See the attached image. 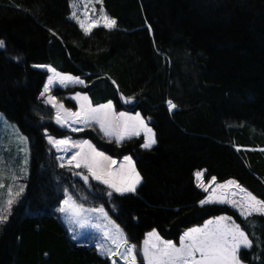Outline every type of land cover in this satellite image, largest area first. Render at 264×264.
I'll use <instances>...</instances> for the list:
<instances>
[{
    "label": "trees",
    "instance_id": "16d2710c",
    "mask_svg": "<svg viewBox=\"0 0 264 264\" xmlns=\"http://www.w3.org/2000/svg\"><path fill=\"white\" fill-rule=\"evenodd\" d=\"M71 1L0 0V114L30 150L24 192L0 225V264H110L74 241L56 213L65 189L76 193L78 185L86 204L102 206L137 248L153 230L178 242L225 215L253 241L242 264H264V217L200 206L205 193L194 179L204 171L205 180H235L264 199V0H101L117 27L88 36L71 19ZM33 65L84 81L54 91L67 108L75 105L62 93L86 95L93 106L111 101L116 111L139 113L156 144H117L97 128L59 131L38 112L47 74ZM169 100L177 105L171 112ZM45 131L87 140L112 158L131 156L142 177L135 194L109 197L100 184L78 181L58 164Z\"/></svg>",
    "mask_w": 264,
    "mask_h": 264
},
{
    "label": "snow or ice",
    "instance_id": "6c2138e0",
    "mask_svg": "<svg viewBox=\"0 0 264 264\" xmlns=\"http://www.w3.org/2000/svg\"><path fill=\"white\" fill-rule=\"evenodd\" d=\"M80 0L74 3L72 7V19L76 20L85 36L92 33L93 29L103 27L107 30H113L117 27V21L105 14L103 7H100L99 19L89 16L87 11L80 19L75 10ZM87 3H101V0H83ZM151 30V29H150ZM56 33H53L55 35ZM6 47L5 41L0 40V49ZM33 67L47 68L51 73L48 76L47 83L44 85L41 96L49 93L54 84L66 87L69 83L84 84L79 77L70 74H64L57 71L54 67L48 65H33ZM79 104L77 111H71L59 104L56 97L48 95L45 103L55 109V123L61 127L67 126L73 132L82 131L81 127L75 125H99L100 131L109 138L114 137L119 144L126 137L139 136L144 133V142L141 145L144 149H151L156 144V136L153 129L148 127L145 121L137 113L130 116L125 112L118 115L113 111V104L109 101L107 104L93 106L88 96L76 94ZM125 103H129L131 98H124ZM177 107L171 100L168 101V109L171 112ZM15 131V130H14ZM19 144L26 145V137L16 132ZM48 143L56 149L57 152H70L73 148L78 149L68 160L72 167L83 168L87 170V175L79 172H73V175H79L87 184L89 177L105 185L110 191L107 195L111 197L113 193L121 196L126 193H135L137 186L141 183L142 177L137 172L132 157L125 156L123 163L119 168H113L118 162L98 151L89 141H73L70 138L56 139L48 137ZM18 151H24L23 147H18ZM239 150V149H237ZM264 151V149H260ZM65 157L57 156L60 161V167L64 168ZM27 160H24V164ZM10 171L8 162L0 157V189L5 188L4 179L7 172ZM197 187L208 193L211 185L216 184V178L213 177L209 184L205 185L201 181L202 172H196ZM12 180L17 178L14 174ZM230 189H235L231 190ZM24 188L20 186L19 191L13 192L12 186H8V199L0 203V225L8 222L9 216L13 212V206L19 201ZM203 207L206 205L230 204L239 211L241 217L248 218L256 215L264 217V199L257 198L251 191L242 187L235 180H228L226 183L218 184L212 188L209 195L199 201ZM58 211L68 218L69 223L77 225L79 228L92 226L96 228L102 236L104 243H98L96 250L112 258L119 256L124 264H137L138 250L137 246L130 244L125 233L118 225L113 224L103 207L85 209L82 204L77 203L68 190L65 189V198L61 201ZM89 213L97 214L102 219L92 220ZM107 221V224L104 223ZM228 222V223H225ZM108 225H112L109 229ZM255 223L252 227L255 228ZM142 249L144 264H242V250L253 248L254 244L246 230L240 224L232 220L230 216H219L215 219L206 221L203 227L191 228L180 237L179 246H176L171 240H163L158 233L153 230L147 234ZM259 246V245H257ZM116 264V261H113Z\"/></svg>",
    "mask_w": 264,
    "mask_h": 264
},
{
    "label": "rangeland",
    "instance_id": "374dc122",
    "mask_svg": "<svg viewBox=\"0 0 264 264\" xmlns=\"http://www.w3.org/2000/svg\"><path fill=\"white\" fill-rule=\"evenodd\" d=\"M74 3H77V0H72L71 1V17H72V13L74 11V8L72 7V5ZM100 7H102L101 3H98V4H95V3H85L83 2V0H80V2L78 3V7L75 9L77 11V15L80 19H84V16L82 15V13L84 11H87L89 16L92 17V18H95V19H99V16H100V12H99V9ZM106 14V13H105ZM72 19V18H71ZM73 21L76 22V20L72 19ZM77 23V22H76ZM79 26V25H78ZM80 27V26H79ZM102 27V26H101ZM41 71H44L46 72L47 74V77H46V80H45V83L44 85L47 83V79H48V76L51 75V73H49L47 71V68H40V67H35ZM77 85H81L79 83H69L66 87H62L60 86L58 83L57 84H54L50 90L49 93L45 94L44 96H41V93L43 91V88H42V91L39 95V103H40V108L38 110L39 114H41L42 116L48 118V120H51L52 124L54 126H56L58 128L59 131H64L66 133H69V134H74V133H78V132H73L71 131L70 128H68L67 126L65 127H61L60 125L56 124L55 123V120H54V115H55V109H53L50 105H47L45 103V100L47 98L48 95H53L56 97L57 101H58V96H56L54 94V91H60V92H63L65 90H68L74 86H77ZM78 93V92H77ZM77 93H74V94H64L62 93L61 96L63 97V99H67L69 100L70 102H72L74 105H75V109H69L67 108L66 106H64L65 108H67L68 110H71V111H77L79 109V104L77 102L76 99H73V97L76 96ZM60 94V93H59ZM81 96H84L83 94L79 93ZM59 104H62L61 102L58 101ZM107 104V103H105ZM64 105V104H63ZM113 111L118 115L120 112H125L127 113L128 115L130 116H135L137 114L136 113H131V112H128V111H116L113 107ZM142 118V117H141ZM143 119V118H142ZM76 127H81L83 130L84 129H87V128H97V130L101 133V135L104 137V139L106 140H110V141H115V138L112 137V138H109L107 136H105L103 134V132L100 131V128H99V125H82V124H79V125H75ZM149 127V126H148ZM15 130V131H14ZM16 132H18L19 135H22L19 131V129L17 128V126L11 122H9L2 114H0V157H3L5 159V161L8 162V165L10 166V171L6 173L5 175V179H4V184H5V188L3 189H0V203H3V201H6L8 199V186L11 185L12 186V191L13 192H16V191H19V188L20 186H23L24 188V180L27 178V175H28V168H29V161H30V150H29V143H27L26 145H22V144H19V142L17 141V136H16ZM44 138L47 142V144L49 145V147L53 150V152L55 153V157H56V160H57V156H63L65 157L64 159V163H65V167L64 169L67 170L68 172H70L71 174L73 172H79V173H82L84 175H87V170L86 169H83V168H75V167H72L71 168V171H69V167L70 165L68 164V160L70 159L71 155H73L76 151H78V149L76 148H73L70 152H57L55 148L52 147V145H50L48 143V137L51 136L53 138H56L52 135H50L48 132H44ZM23 136V135H22ZM25 137V136H24ZM138 137H142L143 138V142H144V133L141 132V134L139 136H130V137H126L124 140L126 139H130V138H138ZM63 138H70L71 140L73 141H84V140H75L72 138V136H65V137H62V138H56V139H63ZM124 140H122L121 142H123ZM120 142V143H121ZM91 143V142H90ZM92 144V143H91ZM93 145V144H92ZM94 146V145H93ZM154 146V145H153ZM152 146V147H153ZM18 147H23L25 150L24 151H18ZM142 149H144L142 147ZM99 151V150H98ZM101 152V151H100ZM105 154V153H104ZM106 155V154H105ZM108 156V155H106ZM110 157V156H109ZM131 157V156H130ZM27 160V163L24 164V160ZM112 160H115L117 161L118 163L116 165H112L113 168H119V165L121 163H123L124 161V157L121 158V159H117V158H112ZM133 159V158H132ZM58 164L60 165V161L57 160ZM134 162V161H133ZM198 172V171H197ZM199 172H202L203 173V176L201 177V181L207 185L209 184V182L212 180V179H209V180H205L204 179V175H205V172L204 171H199ZM15 175L17 178L15 179V181L12 180V175ZM196 172L194 173V179H195V184H196V187H197V178H196ZM73 175V174H72ZM78 181H81V182H84L79 175H73ZM89 182L90 183H93V182H96L98 184H100L98 181L96 180H93L91 177H89ZM88 182V183H89ZM85 183V182H84ZM87 183V184H88ZM223 183H226V182H223ZM223 183H218L216 182V184H213L211 185V187L209 188V192L206 193L204 192L200 187H197L200 191H202L203 193H205V197L207 195H209V193L211 192L212 188H215L216 185L218 184H223ZM85 184V185H87ZM101 186L107 188L105 185L103 184H100ZM139 186V185H138ZM137 186V187H138ZM108 189V188H107ZM109 190V189H108ZM231 190H235V189H230L229 191ZM110 191V190H109ZM24 192V191H23ZM68 193L69 195H71L73 197L74 200L77 201V203L79 204H82L83 207L85 209H90V208H94L95 206L93 205H88L86 204L87 202V195H86V192L85 190H83L81 188V186H77V191L76 193H73V192H70L68 190ZM116 194V193H115ZM128 194H135V193H126L125 195H128ZM119 195V194H117ZM65 198V191H64V194H63V199ZM61 204V203H60ZM216 205H220V204H216ZM201 206V205H200ZM223 206H227L229 208H231L232 210H234L239 216V211L232 207L230 204H223ZM60 207V205H59ZM58 207V208H59ZM99 207H102V206H96L95 208H99ZM58 208L56 209V213L57 215L59 216L60 220L62 221V223L65 225V227L68 229L69 231V234L71 236V238L76 241L77 243L79 244H82L84 246H87V247H92L96 250V246L98 243H104L103 239H102V236H101V233L94 227L92 226H86L85 228H79L77 225H74V224H71L69 223L68 221V218L65 217L63 214H61L59 211H58ZM105 210V209H104ZM105 212L107 213V211L105 210ZM108 214V213H107ZM89 216L92 220H98V219H102V217H98L97 214H92V213H89ZM222 216V215H221ZM225 216V215H223ZM108 217L109 219L113 222V224L115 225H118L116 224V222L109 216L108 214ZM219 217V216H217ZM241 217V216H240ZM216 217L214 218H210V219H215ZM243 218V217H241ZM209 220V219H208ZM207 221V220H206ZM206 221H204L201 225H198V226H193L191 228H196V227H203L204 224L206 223ZM105 224H107V221H104ZM225 223H228V222H225ZM119 226V225H118ZM109 229L112 228V225H108ZM120 228V227H119ZM189 228V229H191ZM121 229V228H120ZM189 229L185 230L181 236L187 232ZM122 230V229H121ZM123 231V230H122ZM149 233V232H148ZM145 234V237L140 245L139 248H137L138 250V256H137V264H144V261H143V255H142V249L144 247V240L147 239V234ZM180 236V237H181ZM180 237H179V240L178 242H173L176 246H179V243H180ZM161 238V237H160ZM162 239V238H161ZM164 240V239H163ZM97 251V250H96ZM98 252V251H97ZM98 254H100L102 257H105L109 260L110 264H113V261H116V264H124L123 260L119 257V256H113L112 258H109L108 256L106 255H103L101 253L98 252Z\"/></svg>",
    "mask_w": 264,
    "mask_h": 264
},
{
    "label": "crops",
    "instance_id": "0c3cea01",
    "mask_svg": "<svg viewBox=\"0 0 264 264\" xmlns=\"http://www.w3.org/2000/svg\"><path fill=\"white\" fill-rule=\"evenodd\" d=\"M227 182V181H226Z\"/></svg>",
    "mask_w": 264,
    "mask_h": 264
}]
</instances>
